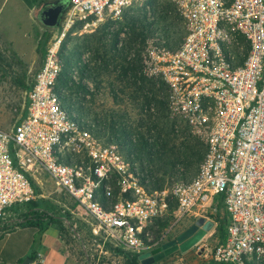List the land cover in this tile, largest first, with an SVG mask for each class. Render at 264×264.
Returning a JSON list of instances; mask_svg holds the SVG:
<instances>
[{"label": "built area", "instance_id": "1", "mask_svg": "<svg viewBox=\"0 0 264 264\" xmlns=\"http://www.w3.org/2000/svg\"><path fill=\"white\" fill-rule=\"evenodd\" d=\"M146 1L70 0L27 84L22 114L9 131L0 129V228L37 199L32 182L42 187L41 171L72 201L62 223L86 264H141L140 255L163 244L160 223L174 218L168 233L217 208L229 224L213 263L264 264V0H169L182 19L181 40L155 31L142 46L143 77L165 85L169 115L204 142L193 178L149 190L132 151L63 102L60 52L73 25L120 22ZM29 264L45 258L37 253Z\"/></svg>", "mask_w": 264, "mask_h": 264}, {"label": "rangeland", "instance_id": "2", "mask_svg": "<svg viewBox=\"0 0 264 264\" xmlns=\"http://www.w3.org/2000/svg\"><path fill=\"white\" fill-rule=\"evenodd\" d=\"M13 1L6 0L0 10L3 28L6 25L7 15L10 13ZM35 1L39 2L40 0ZM129 14L136 16L137 20L142 17H149L150 20L153 18L154 21L150 22L155 24V28L163 29L164 26L167 27L168 31L170 30L171 32L168 37L173 44L178 43L184 33L180 14L169 0H147L142 5L133 6ZM139 24L141 23L137 22V26L133 27L123 18L120 22H109L100 24L97 27L84 29L82 23H75L65 39V46L62 51L63 59L70 58L76 67L72 74V79L77 84H74L73 87H64V91L73 99L76 107L84 111V118L94 124H96V121L102 122V127H99V129L103 135L109 136L108 125L110 121H113L116 124L123 125L131 134L129 139L135 141L139 137V133H144L148 129L146 127L147 123L153 121L156 122V126L149 128L151 129L150 139L152 142L162 139L168 143V147L177 151L189 146L196 153H204V142L193 135L182 120L169 115L165 85L160 80H149L143 77L139 60L140 55H136V51L139 50L140 52L144 44V39L139 34L141 31ZM106 25L107 27H104ZM17 34L20 37L22 33L17 32ZM133 34H138L139 37L134 38ZM52 40L53 36H50L46 46ZM129 44H134L136 51L134 49L128 51ZM123 48L124 50H122ZM26 49L27 54L25 57L20 58L9 52L5 46H0V52L2 51V61H0V129L2 130L9 131L22 114L25 89L20 83H22L23 78L24 82L28 83L43 60L37 48L29 47ZM117 50H122L119 56ZM126 51H128L127 57H124V52L126 53ZM80 71H84L86 76L81 78ZM79 82L84 87L82 90L77 88V86H81V84H78ZM151 85L154 88L151 91L152 93H149L147 90L150 89ZM159 101H161V104ZM190 158H192V155ZM193 159L188 165L178 163L171 168L174 169L173 172L177 174L178 179L165 178L164 187L170 181L175 182L181 179L189 180L193 178L202 161V157L200 161L196 160V158ZM36 175L42 186L40 187L33 179L38 191L36 200H42L43 207L54 214L69 216L65 207L73 209L72 201L56 190L53 182L46 174L40 171ZM24 211L22 210L21 213ZM218 213H220L218 217L225 216V212L222 210L216 211L214 215L204 216L205 219L214 223V227L209 232L206 241H203L204 247L199 245L201 247L200 250L197 249V246H194L187 251L189 254L177 251L158 263H154L153 256L157 254L156 249L146 252L141 263L194 264L196 262V264H206L207 259L201 254L208 253L211 255L213 248L219 242V238L215 236L216 220L212 219ZM169 218L165 221L167 222L166 225L162 229L159 227V231L156 234V237L164 236L163 243L173 239L188 223L184 219L174 230L166 233L174 222L172 216ZM65 230L69 231L67 228ZM71 236L69 235L71 240L68 241H71L74 247L80 250V242ZM205 246L208 247L207 251L204 250ZM146 255L148 256L146 257ZM198 256L202 257L199 258ZM251 264L256 263L252 261Z\"/></svg>", "mask_w": 264, "mask_h": 264}, {"label": "trees", "instance_id": "3", "mask_svg": "<svg viewBox=\"0 0 264 264\" xmlns=\"http://www.w3.org/2000/svg\"><path fill=\"white\" fill-rule=\"evenodd\" d=\"M124 19L127 22H129L130 25L133 27L137 26V22L141 23V24H139L140 30H141L139 34L144 39L143 43H144L145 39L149 35L153 34L155 31H161L162 33L166 34L167 36H169L171 33L170 30L168 31V28L165 26L163 27V29L162 28H155V24L150 22V21H154L153 18H151V20H150L149 17H142V18H139V20H137L138 18L136 16H131L128 12V14H126L124 16ZM142 21H144L145 23ZM104 27H107V25ZM133 35H134V38L139 37L138 34H133ZM49 39H50V35L46 34V33L42 34V36L40 37V41L38 43L37 50L42 55V59H43L44 54L46 52V48H47L46 43ZM132 41H134V40H132ZM64 46L65 45L63 44V46L61 48V52H60V57L63 61V68H62V71H61L60 76H59L58 81H57L58 87H60L62 89L64 87L65 88L73 87L74 84H77L72 79V74H73L74 70L76 69V67L74 66V64L70 60V58H66L65 60L63 59L62 49ZM133 49L136 51L135 45L129 44L128 51L129 50L131 51ZM122 50H124V48ZM122 50H120V51L117 50L118 56H119L120 52H122ZM128 51H126V53L124 52V55H125L124 57H127ZM140 52H139V50L136 51V55L139 56ZM1 55L2 54L0 52V61H2ZM123 72H125V70H123ZM85 76H86L85 72L80 71V77L83 78ZM27 84L28 83H25L24 78H23L22 83H20V85H22V87L24 89H26ZM78 84H81V83L79 82ZM134 84H135V82H134ZM77 88L82 90L84 87L81 84V86H77ZM153 88H154V86L151 85L150 89L147 91L150 93L151 91H153ZM140 89H142V87H140ZM62 99H63L64 103H66L70 106H74L73 111L76 112L78 116H80V117L85 116L84 111L81 108L76 107L75 102L73 101V99H71L68 96L67 93L63 94ZM159 103L161 104V101H159ZM101 123L102 122L96 121V126L98 128L102 127ZM109 123H110L108 125L109 138H112L116 142H118L119 144H122L125 147V149L127 150V152L131 153V151H132V153L134 155L133 160L139 164V167L141 168V172L143 173V177H141L142 184L146 185V187L149 190H152V191L153 190H162L165 186L164 185L165 178H167V177H170L169 179H171V180L173 178L178 179L177 174L173 172L174 169H171L174 166H176L178 163H185V165H188L191 162V160H194L193 158H196V160H198V161H200L201 157L203 159L204 153H196L194 151V149L190 148L189 146L181 148V150L178 149V151H177L174 148L168 147V143L165 140H162L160 138H159L160 140L157 139V140L152 142L150 139V130L151 129H149V128L155 127L156 122L151 121L152 125H151V123H147L148 125L146 127L148 129L145 130L144 133H139V137L135 141H132L129 139L131 137V134H130V132H128L123 127V125L116 124L113 121H110ZM149 124H150V126H149ZM191 155H192V158H190ZM146 180L148 181V183H146ZM32 183H33V186H34L36 192H38L34 182H32ZM22 210H25V211L23 213H21ZM220 210H221L220 208H217V211H220ZM16 211H17V213L20 212L18 214V221L14 222V223H12V224L4 227V228H0V230L9 231V230H12L13 228H17V227L30 226V227H35V228L39 229L40 232L43 233L50 226H57L58 229L61 231V233L64 236H67L66 234L68 232L63 227L62 220H63V218H65V217L68 218L69 216L57 215V214H54L53 212H51L50 210L45 209L42 205V200H36V201L30 202L28 204H25L21 207L16 208ZM219 215H220V213H218V215L215 217L213 216L212 219L216 220L215 221V223H216V227H215L216 235L215 236H217L219 238V242H223L227 238V227L229 224V217L226 213H225V216H223V217H218ZM164 222L160 223L161 229L167 223V222H165V223ZM34 258H35L34 255L29 257L30 260H33ZM129 264H137V262L133 259V260L129 261Z\"/></svg>", "mask_w": 264, "mask_h": 264}, {"label": "crops", "instance_id": "4", "mask_svg": "<svg viewBox=\"0 0 264 264\" xmlns=\"http://www.w3.org/2000/svg\"><path fill=\"white\" fill-rule=\"evenodd\" d=\"M5 2L6 0H0V10ZM69 7L70 0H14L4 28L0 17V46H5L20 58L25 57L26 48H37L39 36L46 33L54 38L58 35ZM17 32L22 33L20 37ZM198 218L204 217L195 214L185 220L188 222L186 226ZM67 232L71 235L70 231ZM68 233L64 236L57 226H50L43 233L30 226L0 230V264H24L26 260H30V256L35 257L37 253L44 256L45 264H86L81 247L78 250L68 241L71 240ZM208 235L198 245L204 247L203 241H206ZM204 250L207 251L208 248L205 247ZM201 255L207 259L206 264H214L212 254Z\"/></svg>", "mask_w": 264, "mask_h": 264}, {"label": "water", "instance_id": "5", "mask_svg": "<svg viewBox=\"0 0 264 264\" xmlns=\"http://www.w3.org/2000/svg\"><path fill=\"white\" fill-rule=\"evenodd\" d=\"M213 227L214 223L212 221L206 220L205 218H198L195 222L186 226L173 239L156 248L157 254L153 256V262L158 263L177 251L181 253L187 252L202 241L211 232ZM144 257L145 254L140 255L139 261L141 262ZM29 263H31V260L24 262V264Z\"/></svg>", "mask_w": 264, "mask_h": 264}]
</instances>
